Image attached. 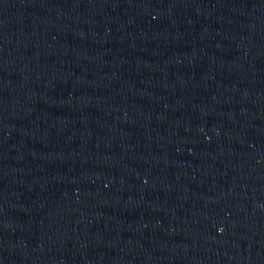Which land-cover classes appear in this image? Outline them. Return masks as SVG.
I'll return each instance as SVG.
<instances>
[{
    "label": "water",
    "instance_id": "1",
    "mask_svg": "<svg viewBox=\"0 0 264 264\" xmlns=\"http://www.w3.org/2000/svg\"><path fill=\"white\" fill-rule=\"evenodd\" d=\"M0 264H264V0H0Z\"/></svg>",
    "mask_w": 264,
    "mask_h": 264
}]
</instances>
